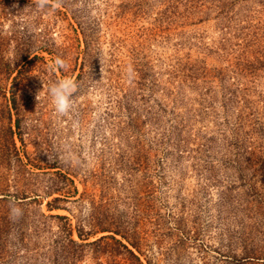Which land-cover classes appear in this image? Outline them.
I'll return each instance as SVG.
<instances>
[{
	"label": "rangeland",
	"instance_id": "obj_1",
	"mask_svg": "<svg viewBox=\"0 0 264 264\" xmlns=\"http://www.w3.org/2000/svg\"><path fill=\"white\" fill-rule=\"evenodd\" d=\"M0 264H264V0H0Z\"/></svg>",
	"mask_w": 264,
	"mask_h": 264
},
{
	"label": "clouds",
	"instance_id": "obj_2",
	"mask_svg": "<svg viewBox=\"0 0 264 264\" xmlns=\"http://www.w3.org/2000/svg\"><path fill=\"white\" fill-rule=\"evenodd\" d=\"M47 2L48 0H38V6L42 8ZM55 63L59 67H66L65 61L62 59L57 58ZM75 88V82L70 79L60 80L50 87L49 92L52 97V103L58 114L65 115L68 113L70 108L69 96Z\"/></svg>",
	"mask_w": 264,
	"mask_h": 264
},
{
	"label": "trees",
	"instance_id": "obj_3",
	"mask_svg": "<svg viewBox=\"0 0 264 264\" xmlns=\"http://www.w3.org/2000/svg\"><path fill=\"white\" fill-rule=\"evenodd\" d=\"M63 217V216H62ZM79 235H81V234H79Z\"/></svg>",
	"mask_w": 264,
	"mask_h": 264
}]
</instances>
